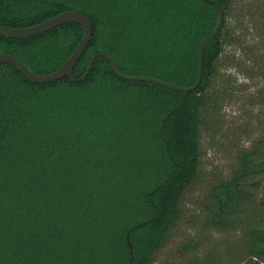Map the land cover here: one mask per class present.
Wrapping results in <instances>:
<instances>
[{
	"label": "trees",
	"instance_id": "obj_1",
	"mask_svg": "<svg viewBox=\"0 0 264 264\" xmlns=\"http://www.w3.org/2000/svg\"><path fill=\"white\" fill-rule=\"evenodd\" d=\"M225 22L204 52L203 77L179 93L119 73L192 86L198 52L218 21L203 0H0V25L25 28L65 11L91 22L73 78L46 84L0 64V264L156 263L199 179L201 136L228 95L214 88L238 0H215ZM259 11L258 2L249 6ZM252 7V9H251ZM260 12V11H259ZM66 23L25 40L0 36V54L45 75L78 45ZM82 76H84L82 78ZM264 125V124H263ZM202 229L234 233L224 257L200 258L197 240L177 264H264V130L236 153L226 178L204 188ZM189 253V255H186ZM222 259L226 261L221 262Z\"/></svg>",
	"mask_w": 264,
	"mask_h": 264
},
{
	"label": "rangeland",
	"instance_id": "obj_2",
	"mask_svg": "<svg viewBox=\"0 0 264 264\" xmlns=\"http://www.w3.org/2000/svg\"><path fill=\"white\" fill-rule=\"evenodd\" d=\"M252 2L238 0L228 19V27L239 42L224 47L213 81L214 88L227 89L228 95L211 128L202 133L199 179L188 192L183 217L171 232L167 246L157 255L156 263L177 264L184 245L192 239L199 242L195 252L200 258L208 252H219L224 257V246L235 241L234 233L202 229L199 211L204 188L228 177L236 153L250 147L264 130V0H254L260 12L249 10Z\"/></svg>",
	"mask_w": 264,
	"mask_h": 264
},
{
	"label": "water",
	"instance_id": "obj_3",
	"mask_svg": "<svg viewBox=\"0 0 264 264\" xmlns=\"http://www.w3.org/2000/svg\"><path fill=\"white\" fill-rule=\"evenodd\" d=\"M206 3H209L211 5L216 6L218 10V21L213 29V31L209 34V36L201 43L199 47L198 52V73H197V79L195 83L192 86L189 87H181L177 86L168 82H165L163 80H158L154 78L149 77H143V76H127L119 73L116 69V66L113 62V60L106 54L97 53L91 57V59L88 62L86 73L84 76L90 71V68L92 66L93 61L100 56H103L107 60H109L112 70L115 72V74L122 79L128 80V81H137V82H146L150 84L159 85L165 88H168L170 90L179 92V93H189L194 91L201 83L202 77H203V58H204V52L207 47V45L213 41L221 32L222 27L225 22V16L222 6L215 0H203ZM66 23H73L78 24L83 29V35L81 37V40L79 41L78 45L75 47V49L72 51V53L67 57L65 62L57 68L55 71L45 74V75H38L26 68V66L15 56H12L10 54L1 53L0 54V64L6 63L12 65L16 70L29 82L34 84H46L58 81L63 78H69L70 80H74L73 78V69L77 63V61L80 59L82 54L84 53L92 35V26L90 20L82 13L78 11H65L62 13H59L43 22H40L36 25L25 27V28H11L6 27L3 25H0V36L4 38L9 39H16V40H25L29 39L31 37L42 35L50 30H53L54 28L61 26ZM82 76V78L84 77Z\"/></svg>",
	"mask_w": 264,
	"mask_h": 264
}]
</instances>
